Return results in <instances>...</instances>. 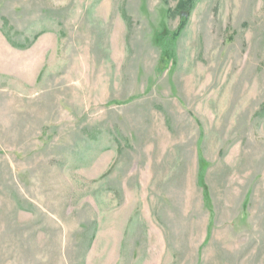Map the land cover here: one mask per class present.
Masks as SVG:
<instances>
[{
  "label": "rangeland",
  "instance_id": "1",
  "mask_svg": "<svg viewBox=\"0 0 264 264\" xmlns=\"http://www.w3.org/2000/svg\"><path fill=\"white\" fill-rule=\"evenodd\" d=\"M182 1L0 0V264H264V0Z\"/></svg>",
  "mask_w": 264,
  "mask_h": 264
},
{
  "label": "trees",
  "instance_id": "2",
  "mask_svg": "<svg viewBox=\"0 0 264 264\" xmlns=\"http://www.w3.org/2000/svg\"><path fill=\"white\" fill-rule=\"evenodd\" d=\"M191 1H192V0H187L186 2L182 1V2L179 4V6H178L179 9H180V8L182 9V7H184L186 4H190ZM183 27H184V25L182 24V26L179 28L178 32H177V33H174V35H171V37H172V44H171V46L173 45V42H174L175 40L178 39V36L180 35V33H181Z\"/></svg>",
  "mask_w": 264,
  "mask_h": 264
}]
</instances>
